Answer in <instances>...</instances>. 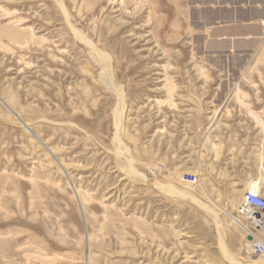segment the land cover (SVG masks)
Here are the masks:
<instances>
[{
	"label": "rangeland",
	"instance_id": "obj_1",
	"mask_svg": "<svg viewBox=\"0 0 264 264\" xmlns=\"http://www.w3.org/2000/svg\"><path fill=\"white\" fill-rule=\"evenodd\" d=\"M233 2L264 17V0H0V264L264 260L223 211L248 227L243 189L264 192V18L216 40Z\"/></svg>",
	"mask_w": 264,
	"mask_h": 264
},
{
	"label": "built area",
	"instance_id": "obj_2",
	"mask_svg": "<svg viewBox=\"0 0 264 264\" xmlns=\"http://www.w3.org/2000/svg\"><path fill=\"white\" fill-rule=\"evenodd\" d=\"M264 37V19L261 21ZM183 181L197 184V176L186 174ZM238 216L248 223L246 238L249 242L248 251L253 257H264V195L252 189L244 192L243 200L237 209Z\"/></svg>",
	"mask_w": 264,
	"mask_h": 264
},
{
	"label": "crops",
	"instance_id": "obj_3",
	"mask_svg": "<svg viewBox=\"0 0 264 264\" xmlns=\"http://www.w3.org/2000/svg\"><path fill=\"white\" fill-rule=\"evenodd\" d=\"M234 5L231 7V14L225 21L217 22L214 25L215 38L218 41L227 43H237L246 40L256 39L260 34V20L263 18H257V20H250L248 17L241 18V14L244 12L245 5L237 6L236 2L231 3ZM225 109V108H224ZM224 114L220 115V117ZM219 117V118H220Z\"/></svg>",
	"mask_w": 264,
	"mask_h": 264
},
{
	"label": "bare ground",
	"instance_id": "obj_4",
	"mask_svg": "<svg viewBox=\"0 0 264 264\" xmlns=\"http://www.w3.org/2000/svg\"><path fill=\"white\" fill-rule=\"evenodd\" d=\"M238 94V93H237ZM226 108V107H225ZM225 109H218L216 112H215V114H214V119L212 120V125L211 126H216V124L218 123V120H219V117H220V115L222 114V112L224 111ZM122 115H123V113H122ZM26 123V122H25ZM28 124V123H27ZM42 145H45V143H42ZM48 151H50V153L51 154H53V151L51 150V149H48ZM216 155H217V153H216ZM60 165H61V163H60ZM62 169V168H61ZM129 172H131V170L129 171ZM247 189H252V190H254V191H257V192H260V193H262V194H264V192H263V190H262V187H261V182H260V178H257V179H255V180H253V181H251L248 185H247V187L246 188H244L243 189V191H246ZM80 191V190H79ZM78 191V189H76V196L78 197V199L80 200V202L83 204V202H82V200H81V197H80V195H79V192ZM242 191V190H241ZM240 194H241V192H240ZM84 195V194H83ZM82 196V195H81ZM191 197V196H190ZM85 199V201H86V198H84ZM88 199V198H87ZM223 211L226 213V214H228L230 217H231V219L237 224V225H239L240 227H242L243 229H245V231H247L248 230V228H247V226L242 222V221H240L238 218H236V217H234L231 213H229L227 210H225V209H223ZM90 240V239H89ZM247 243L249 244V242L247 241ZM257 264H264V260H258L257 262H256Z\"/></svg>",
	"mask_w": 264,
	"mask_h": 264
},
{
	"label": "water",
	"instance_id": "obj_5",
	"mask_svg": "<svg viewBox=\"0 0 264 264\" xmlns=\"http://www.w3.org/2000/svg\"><path fill=\"white\" fill-rule=\"evenodd\" d=\"M251 239V237H249V240Z\"/></svg>",
	"mask_w": 264,
	"mask_h": 264
}]
</instances>
